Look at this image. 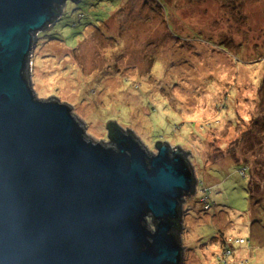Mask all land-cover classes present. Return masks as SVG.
<instances>
[{
    "label": "rangeland",
    "instance_id": "374dc122",
    "mask_svg": "<svg viewBox=\"0 0 264 264\" xmlns=\"http://www.w3.org/2000/svg\"><path fill=\"white\" fill-rule=\"evenodd\" d=\"M36 39V93L71 105L87 136L110 140L115 121L149 152L165 140L190 153L184 264H264V0L69 1ZM257 116L242 156L237 137Z\"/></svg>",
    "mask_w": 264,
    "mask_h": 264
},
{
    "label": "water",
    "instance_id": "95a60500",
    "mask_svg": "<svg viewBox=\"0 0 264 264\" xmlns=\"http://www.w3.org/2000/svg\"><path fill=\"white\" fill-rule=\"evenodd\" d=\"M69 1L0 0V264H184L186 147L149 152L123 128L95 140L61 97L36 93V38Z\"/></svg>",
    "mask_w": 264,
    "mask_h": 264
},
{
    "label": "trees",
    "instance_id": "16d2710c",
    "mask_svg": "<svg viewBox=\"0 0 264 264\" xmlns=\"http://www.w3.org/2000/svg\"><path fill=\"white\" fill-rule=\"evenodd\" d=\"M73 2H77V0L76 1H73ZM261 120H262V116H259V117L257 116V119H254L253 122H252V124L251 125H248L246 127L248 129H246V128L243 129V131L240 133V136L237 137V138H242L241 139L242 141H239V139H236V140L232 141L233 143L238 142V141H239L238 143H241V144L247 143V149L246 150L243 149L242 152H240L242 154V156L243 155H246V153L248 154V153H250V152L253 151V148L250 147L248 145V143H251L253 145H254V142L255 141L257 143L258 138H259V129H260V127L263 128L262 125L264 124V123H262ZM261 123H262V125H261ZM107 127H108V134H109V136L112 133H114L116 130H118L119 128H122V126L119 123L115 122V121H110L108 123ZM128 132H132L133 133V130H130L129 129ZM162 144L163 143H158L157 146L159 147ZM240 149H241V147L236 146V148H235L234 146L231 145V147L229 149V153H227V155L230 156V157H232V158H234L236 160L237 164L239 165V167L243 168V170H246L248 172L249 171V161H248V158H246V159L244 158L243 159V157H241V155L238 153V150H240ZM184 154H185V156L187 157L188 160H191L190 159V153L189 152L184 151ZM250 173H251V171H250ZM195 180L197 182L196 176H195ZM252 181H253V183L255 185L256 183H255L254 178L252 179ZM262 182H264V180H261L260 183H262ZM256 185H258V184H256ZM194 193H195V191H194ZM261 193L264 194V186L262 187V192ZM253 196H254V194L251 191V198ZM262 208L264 209V204L262 205ZM181 212H182V206H181ZM182 225H183V219L181 218V229H182ZM242 242L245 243V240L244 239H241L239 241L240 244H242ZM227 251H230V250H227ZM231 254H232V252H231Z\"/></svg>",
    "mask_w": 264,
    "mask_h": 264
},
{
    "label": "bare ground",
    "instance_id": "6f19581e",
    "mask_svg": "<svg viewBox=\"0 0 264 264\" xmlns=\"http://www.w3.org/2000/svg\"><path fill=\"white\" fill-rule=\"evenodd\" d=\"M198 184H199V183L197 182V185H198ZM197 185H196V188H197ZM195 192H196V189H195ZM191 195H193V194H191ZM186 198H187V197H186ZM242 244H244V243L242 242ZM229 253H230V251H226V252H225V258H226V259H228V257L230 256ZM225 262H226V261H225Z\"/></svg>",
    "mask_w": 264,
    "mask_h": 264
},
{
    "label": "clouds",
    "instance_id": "9594fccd",
    "mask_svg": "<svg viewBox=\"0 0 264 264\" xmlns=\"http://www.w3.org/2000/svg\"><path fill=\"white\" fill-rule=\"evenodd\" d=\"M195 173V172H194ZM196 176V175H195ZM196 179H197V182L199 183V179L197 178V176H196ZM197 185V184H196Z\"/></svg>",
    "mask_w": 264,
    "mask_h": 264
}]
</instances>
